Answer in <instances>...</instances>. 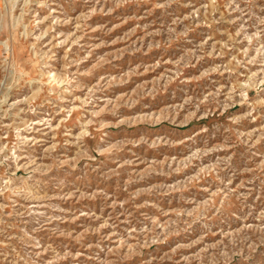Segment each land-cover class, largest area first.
I'll return each instance as SVG.
<instances>
[{
    "label": "rangeland",
    "instance_id": "1",
    "mask_svg": "<svg viewBox=\"0 0 264 264\" xmlns=\"http://www.w3.org/2000/svg\"><path fill=\"white\" fill-rule=\"evenodd\" d=\"M0 264H264V0H0Z\"/></svg>",
    "mask_w": 264,
    "mask_h": 264
}]
</instances>
